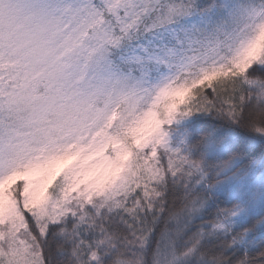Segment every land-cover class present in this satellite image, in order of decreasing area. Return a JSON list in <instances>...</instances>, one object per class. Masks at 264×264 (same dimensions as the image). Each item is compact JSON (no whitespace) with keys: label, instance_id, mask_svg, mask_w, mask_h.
I'll return each instance as SVG.
<instances>
[{"label":"snow or ice","instance_id":"obj_1","mask_svg":"<svg viewBox=\"0 0 264 264\" xmlns=\"http://www.w3.org/2000/svg\"><path fill=\"white\" fill-rule=\"evenodd\" d=\"M0 264H264V0H0Z\"/></svg>","mask_w":264,"mask_h":264}]
</instances>
